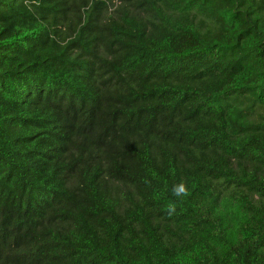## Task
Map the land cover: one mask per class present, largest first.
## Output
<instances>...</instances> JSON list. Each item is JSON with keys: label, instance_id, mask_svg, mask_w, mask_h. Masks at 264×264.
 Returning a JSON list of instances; mask_svg holds the SVG:
<instances>
[{"label": "trees", "instance_id": "obj_1", "mask_svg": "<svg viewBox=\"0 0 264 264\" xmlns=\"http://www.w3.org/2000/svg\"><path fill=\"white\" fill-rule=\"evenodd\" d=\"M0 264H264V0H0Z\"/></svg>", "mask_w": 264, "mask_h": 264}]
</instances>
